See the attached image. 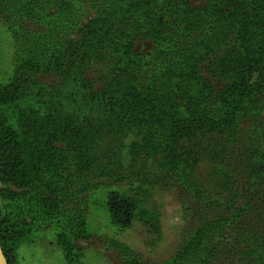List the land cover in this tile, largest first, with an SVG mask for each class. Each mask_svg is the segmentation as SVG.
I'll list each match as a JSON object with an SVG mask.
<instances>
[{
    "label": "rangeland",
    "instance_id": "obj_1",
    "mask_svg": "<svg viewBox=\"0 0 264 264\" xmlns=\"http://www.w3.org/2000/svg\"><path fill=\"white\" fill-rule=\"evenodd\" d=\"M39 1L0 0V123L20 146L17 167L0 180V209L17 199L36 211L35 219L21 211L9 243L19 261L264 264V0H188L213 19V41L195 69L144 34L135 38L134 54H124L123 41L94 50L92 1ZM86 39L90 48L81 50ZM159 50L166 51L162 61ZM255 56L261 60L249 77ZM130 57L142 63L132 82L138 89L159 93L190 81L214 89L211 109L219 116L237 100L241 110L225 126L171 136L163 116L96 102L106 90L118 92ZM165 63L171 66L163 77ZM247 83L243 98L237 93ZM53 97L64 105L47 104ZM11 191L18 196L4 198ZM110 192L140 200L158 223L140 216L129 227L113 222Z\"/></svg>",
    "mask_w": 264,
    "mask_h": 264
},
{
    "label": "trees",
    "instance_id": "obj_2",
    "mask_svg": "<svg viewBox=\"0 0 264 264\" xmlns=\"http://www.w3.org/2000/svg\"><path fill=\"white\" fill-rule=\"evenodd\" d=\"M85 1V0H84ZM93 3V8L96 10V17L91 20L94 24L93 35L97 42L94 50L101 49L102 45L118 46L124 43L126 49L124 54H134L132 50L135 44V38L140 37L141 34L147 37H152L159 48L167 49V55H174L180 64L185 67L195 69L197 62H199V55L209 43H211L214 36L211 34V27L213 19L208 14V8L193 9L188 0H160L157 3L158 7L144 3L148 0H90ZM33 5L40 6L39 0H33ZM34 9H32L33 11ZM167 19V21H165ZM73 24L68 26L72 31ZM61 26V24H58ZM67 27V26H66ZM63 28V27H62ZM69 33V31H67ZM84 33V31H82ZM18 35V33H17ZM87 38V37H85ZM65 40H68L66 37ZM82 42L81 50L90 48ZM70 45L72 42L69 43ZM74 52H77L79 47L71 45ZM255 47L257 49H255ZM251 50V53L259 51L258 45ZM93 49V48H92ZM59 50V49H58ZM166 52V51H165ZM165 52L154 53L155 57L159 56V60L165 59ZM75 54V53H73ZM153 55V54H152ZM78 58V56H76ZM74 58V60L76 59ZM166 58H169L168 56ZM131 61H126L124 69L120 70L122 78L125 81L120 83L119 90L116 93L106 90L105 95L99 94L96 102L105 105L114 110L119 107V110H132L135 108H144L142 114H149V118L153 116H160L166 119V129L169 134L175 135L183 131H190L197 128H205L206 130L215 129V127L225 126L230 118V122L235 120L236 111L241 110L239 101L237 100L231 110H227L220 116L211 109L214 89L207 86H192L190 81L182 87H175L172 90L159 89L158 91H143L132 85L135 79V73L142 63H135L130 57ZM223 60V59H222ZM260 59L251 57L248 60L249 67L245 70L248 76L252 74L253 68H256ZM123 63L122 59H119ZM164 60L162 63H164ZM149 62L151 60L149 59ZM214 64L215 70H219L220 65ZM175 65V64H174ZM160 66V65H159ZM165 66V68H164ZM163 67H159L161 76H168L166 68L171 66L170 63H165ZM146 68V65H145ZM133 70V72L131 71ZM82 74V72H81ZM81 83V79L79 80ZM191 84V85H190ZM85 87L88 88L87 85ZM249 84L244 87L243 98L247 96ZM164 93V94H162ZM74 96V93L71 94ZM179 95V96H178ZM97 96V95H95ZM67 97V95H66ZM156 100V98H158ZM53 97L47 104L64 105L63 97ZM95 98L94 95L92 99ZM55 99V100H54ZM156 100V101H155ZM154 101L156 103H154ZM207 105V106H206ZM206 106V107H205ZM1 108V107H0ZM243 105V109H245ZM127 110V111H128ZM134 110V109H133ZM220 117V118H219ZM168 141V138L166 139ZM19 145L15 138V133L11 127L3 122L0 123V180L5 181L11 175L13 170L18 165V158L20 155ZM177 157L173 156L172 161H176ZM264 170V165L260 167ZM88 189L90 188L89 185ZM18 194L13 191L5 194L4 198H15ZM20 204V205H19ZM29 206V209H27ZM26 209L22 208L21 200H14L13 204L5 209H0V243L8 259L9 264H22L24 260L28 259L23 255L19 261V254L17 248H8L11 240L18 236L17 228L21 225V211L25 210V215L30 219H35L36 211L32 205H28ZM107 209L111 220L122 227H129L132 225L134 219L138 216L144 218L148 224H157L158 216L149 209L143 207L141 201L128 196L119 195L116 192H110L107 199ZM25 216V217H26ZM21 232V231H19ZM65 250V248H64ZM66 252V250H65ZM184 253V251H183ZM186 253V252H185ZM184 253V254H185ZM187 254V253H186ZM67 258V257H66Z\"/></svg>",
    "mask_w": 264,
    "mask_h": 264
},
{
    "label": "water",
    "instance_id": "obj_3",
    "mask_svg": "<svg viewBox=\"0 0 264 264\" xmlns=\"http://www.w3.org/2000/svg\"><path fill=\"white\" fill-rule=\"evenodd\" d=\"M0 264H9L8 259L5 256L3 248L0 243Z\"/></svg>",
    "mask_w": 264,
    "mask_h": 264
}]
</instances>
